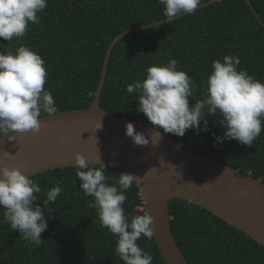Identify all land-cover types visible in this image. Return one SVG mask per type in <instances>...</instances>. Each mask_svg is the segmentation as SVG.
<instances>
[{
    "label": "trees",
    "instance_id": "16d2710c",
    "mask_svg": "<svg viewBox=\"0 0 264 264\" xmlns=\"http://www.w3.org/2000/svg\"><path fill=\"white\" fill-rule=\"evenodd\" d=\"M250 2L264 23V0ZM38 16L39 24L29 23L23 38L10 42L0 38V44L13 51L24 44L41 56L47 71L44 87L54 97L58 111L89 107L106 48L116 35L166 19L164 5L158 0H48ZM226 55L238 56V69L264 82V28L244 0H222L192 15L120 39L112 49L100 107L117 117L153 127L143 113L136 111L138 94L126 91L129 83L142 80L147 67L176 59L178 70L186 72L196 85L191 103L202 98L203 81L212 61H222ZM207 119V131L189 129L183 137L159 131L190 151L253 178L264 174V131L251 147L234 139L216 142L213 133L222 137L225 129L214 117ZM105 172L110 184L125 173L108 166ZM31 178L42 188L39 200L33 204L43 206L46 190L57 183L63 191L44 209L47 229L41 233L39 246L12 230L0 209V264H123L115 252L116 237L101 226L96 209L89 207L93 198L85 196L80 188L75 167ZM126 195V216L142 214L135 184ZM169 215L174 238L187 264H264V246L208 210L173 199ZM137 244L152 255V264H166L153 238L141 236Z\"/></svg>",
    "mask_w": 264,
    "mask_h": 264
},
{
    "label": "clouds",
    "instance_id": "9594fccd",
    "mask_svg": "<svg viewBox=\"0 0 264 264\" xmlns=\"http://www.w3.org/2000/svg\"><path fill=\"white\" fill-rule=\"evenodd\" d=\"M164 5V16L170 22L177 16L192 15L202 0H158ZM48 6V0H0V38L12 41L23 38L29 23L39 24L38 13ZM0 137L16 141L18 135L38 134L42 128V114L53 115L58 109L54 97L44 85L47 80L45 61L24 44L15 51L0 44ZM240 59L226 55L213 60L211 71L203 81L202 98L190 103L196 91L192 78L178 70V61L170 59L146 68L142 80L126 86L128 93H137L136 111L143 113L156 135L160 131L183 137L189 129L199 133L208 130L207 117H214L225 130L216 142L236 140L251 147L264 131V82L238 69ZM201 123L203 127H200ZM102 127L101 121L95 130ZM125 134L135 145L145 146L149 140L134 130L131 122L125 125ZM215 146V145H214ZM179 145H177V148ZM5 156L10 157L5 152ZM114 163V162H113ZM76 176L85 196L93 198L89 207L96 209L101 226L116 237L115 252L123 264H152V255L141 248V236L153 238V217L146 211L126 216L124 203L127 190L138 182L132 173H120L114 183H108L105 163L97 154L94 161L80 154L74 155ZM0 166V209L3 220L12 230L32 245L42 243L41 233L47 229L43 213L50 202L54 203L63 191L62 185L46 190L41 203L39 183L21 168ZM51 216H49V219Z\"/></svg>",
    "mask_w": 264,
    "mask_h": 264
},
{
    "label": "water",
    "instance_id": "95a60500",
    "mask_svg": "<svg viewBox=\"0 0 264 264\" xmlns=\"http://www.w3.org/2000/svg\"><path fill=\"white\" fill-rule=\"evenodd\" d=\"M221 1H205L197 10ZM244 1L264 28L250 0ZM168 22L166 18L128 28L116 35L106 48L99 82L89 107L42 116L38 134L18 135L16 141L0 137V166L23 165L22 173L33 177L74 167L76 153L84 155L89 162L98 154L106 166L134 174L139 178L135 185L143 210L153 217V240L166 264H187L170 225L169 203L173 199H182L208 210L264 246V174L253 178L190 151L161 131V139L149 134L154 131L149 125L117 117L100 107L114 45L128 34ZM100 121L102 127L95 130ZM128 122L134 125L135 131L145 135L149 140L147 145H135L125 134ZM5 152L13 156L7 157Z\"/></svg>",
    "mask_w": 264,
    "mask_h": 264
}]
</instances>
